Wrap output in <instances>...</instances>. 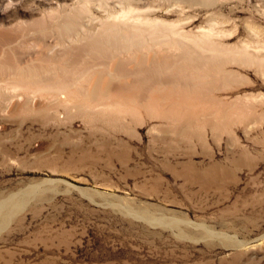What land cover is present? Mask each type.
Instances as JSON below:
<instances>
[{
	"label": "rangeland",
	"instance_id": "obj_1",
	"mask_svg": "<svg viewBox=\"0 0 264 264\" xmlns=\"http://www.w3.org/2000/svg\"><path fill=\"white\" fill-rule=\"evenodd\" d=\"M38 1L1 0L0 21L44 12L54 32ZM89 1H69L71 27L90 23ZM182 1L140 3L175 8L161 19L187 31L216 23L232 51L186 65L175 109L120 98L137 106L14 112L0 90V264H264V0Z\"/></svg>",
	"mask_w": 264,
	"mask_h": 264
},
{
	"label": "bare ground",
	"instance_id": "obj_2",
	"mask_svg": "<svg viewBox=\"0 0 264 264\" xmlns=\"http://www.w3.org/2000/svg\"><path fill=\"white\" fill-rule=\"evenodd\" d=\"M69 1H38L52 6L54 32L47 30L44 12L35 16L30 10L28 18H16L18 21L11 26L4 19L0 21V90H9L12 111L20 108L41 113L46 108L48 115L50 110L64 104L71 110L72 107L82 110L106 105L123 111L127 105L137 106L115 102L120 98L128 102L140 101L155 110L164 107L166 111L188 98L185 97L187 82L193 77L186 67L188 63L212 62L215 57L219 59L221 54L224 56L232 51L216 40L226 32L224 28L211 22L208 28L201 25L187 31V21L161 19L166 17L161 13L170 16L175 8L160 3L156 8L143 9L141 0H120V6H115L118 10L111 14L105 12L109 1L99 0L94 9L89 1L81 7L87 8L90 15L86 18L90 23L76 26L75 22L71 27L75 21L71 15H76V6ZM175 1L179 11L185 12V3ZM211 1L193 0L195 5ZM7 3L11 4V0ZM101 11L105 12L102 17L98 14ZM62 16L66 17L64 22H60ZM97 20L100 22L95 24ZM119 21L120 24L113 26ZM166 25L168 28L162 29ZM27 35L36 38L28 40ZM102 76H109L111 80ZM149 86L152 91H160L158 98L155 92L141 96ZM97 88L99 94L95 93ZM165 89L168 90L166 94Z\"/></svg>",
	"mask_w": 264,
	"mask_h": 264
}]
</instances>
